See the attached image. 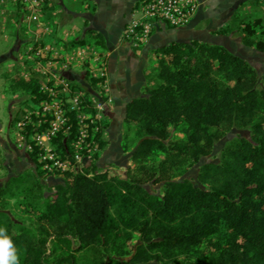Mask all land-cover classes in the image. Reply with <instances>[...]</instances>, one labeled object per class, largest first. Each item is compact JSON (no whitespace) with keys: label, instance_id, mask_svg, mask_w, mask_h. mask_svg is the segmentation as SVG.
<instances>
[{"label":"trees","instance_id":"trees-1","mask_svg":"<svg viewBox=\"0 0 264 264\" xmlns=\"http://www.w3.org/2000/svg\"><path fill=\"white\" fill-rule=\"evenodd\" d=\"M260 23L244 24L242 42L264 52V39L256 37ZM157 53V83L125 108L124 124L140 138L125 178L93 162L105 146L100 130L90 164L48 188L34 226L0 208V227L20 264H264V88L257 72L224 47L198 41ZM12 83L34 108L45 99L37 79ZM246 121L253 122L250 137L230 140L216 162L201 165L197 184L175 180L224 131ZM76 129L74 123L70 137ZM173 133L177 140L166 143ZM64 146L59 137L56 148ZM157 154L163 158L155 165ZM29 158L36 164L34 154ZM145 174L166 179L161 195L142 186ZM46 176L25 170L0 186V198L13 197L16 188L42 189ZM134 234L139 242L131 248ZM199 246L202 257L193 255Z\"/></svg>","mask_w":264,"mask_h":264},{"label":"crops","instance_id":"crops-1","mask_svg":"<svg viewBox=\"0 0 264 264\" xmlns=\"http://www.w3.org/2000/svg\"><path fill=\"white\" fill-rule=\"evenodd\" d=\"M197 1V11L188 25L176 29L160 26L140 47L124 36L127 27L141 19L140 0H40L35 14L26 12V64L30 66L28 55L47 48L42 63L50 60L53 71L94 102V111L97 104L104 108L105 146L96 162L98 168L109 169L112 174L122 171L116 175L125 178L132 166L135 148L127 151L123 136L125 108L132 99L142 97L145 88L153 86L148 79L152 70L149 63L156 60L157 52L173 43L194 41L244 46L238 38L218 31L250 0ZM31 14L37 20H30ZM78 51L84 54L78 56ZM31 63L39 71L36 61ZM18 156L25 170H34L25 153ZM45 180L58 183L56 177Z\"/></svg>","mask_w":264,"mask_h":264},{"label":"rangeland","instance_id":"rangeland-1","mask_svg":"<svg viewBox=\"0 0 264 264\" xmlns=\"http://www.w3.org/2000/svg\"><path fill=\"white\" fill-rule=\"evenodd\" d=\"M27 9L24 8V0H0V186L5 184L7 180L15 177L25 171L26 165L22 160H18V155L24 157V140H20L21 135L24 137V131H21L18 127V123L23 120L26 110L34 108L33 100L24 91L17 89L15 92L12 90V81L14 79H37L38 81L44 80L41 75L30 63V66L26 64L24 58L27 51V44L25 40L27 36L25 34L27 25L25 18L27 17ZM260 20V25L256 30V37L264 39V0H250L244 3L235 12L234 16L222 26L218 33L221 35H228L231 38H238L242 42L244 24L254 20ZM127 30V29H126ZM154 30L152 31V33ZM225 32V34H222ZM151 33V34H152ZM125 39L135 43L140 47L143 43L134 39ZM29 48V47H28ZM155 61H150L152 70L149 75V82H154L156 73V62L160 54H155ZM246 61L255 69L258 75V86L264 88V57L245 54ZM74 85V84H73ZM91 105V103L87 104ZM89 106L94 112L93 106ZM252 121H246L240 127H232L223 132V135L214 141L210 152L200 157L198 162H195L192 166L188 167L186 173L183 176H178L175 180H189L194 184H197L196 177L198 169L201 165L208 162H216L220 155L221 149L227 142L236 137H250V125ZM104 131V128L102 129ZM124 143L126 150H133L140 138L136 133L135 128L124 129ZM177 140V135L173 133L168 141ZM16 150V152H15ZM101 153V152H100ZM17 154V157H16ZM100 156V155H99ZM163 158L162 154H157L153 158V164H157L160 159ZM95 159L93 162H98ZM18 162V163H17ZM33 165L32 161L30 160ZM149 165H151L149 163ZM33 168V167H32ZM34 169V168H33ZM28 170V169H26ZM109 173H113L107 169ZM122 171H117L114 174L122 175ZM148 177L144 175V181L142 186L150 193L155 195H161L162 186L166 182L164 177ZM58 183L63 182L62 176H56ZM43 178V188L37 189L31 187L24 191V188L14 189V196L7 197L6 195L0 198V208L4 209L16 222H20L27 226H34L36 223L37 212L42 208V198L48 194V188L52 185ZM138 234H134L131 241V248L136 246L139 242ZM205 248L199 246L195 249L193 255L203 256ZM154 264V263H153Z\"/></svg>","mask_w":264,"mask_h":264},{"label":"built area","instance_id":"built-area-1","mask_svg":"<svg viewBox=\"0 0 264 264\" xmlns=\"http://www.w3.org/2000/svg\"><path fill=\"white\" fill-rule=\"evenodd\" d=\"M39 7L40 0H24V8L29 13L35 14ZM140 7L141 19L133 21L124 36L143 43L160 26L176 29L188 25L197 11L198 1L140 0ZM32 14L30 20H37ZM47 51V48H39L27 57L28 62L36 61L40 68L38 72L44 80L39 81V85L45 99L36 108L26 110L23 120L17 124L24 131V137L21 135L20 138L24 140V151L28 155L34 154L36 164L33 163V167L47 175L45 178L75 172L90 164L91 157L98 152L95 136L103 129L104 113L100 104L93 112L85 104V95L51 69L50 60L42 63L43 52ZM83 54L82 51L77 53L78 56ZM107 101L111 102L110 99ZM74 123L77 131L70 137ZM59 137L65 146L58 150ZM66 139H69L67 144Z\"/></svg>","mask_w":264,"mask_h":264},{"label":"clouds","instance_id":"clouds-1","mask_svg":"<svg viewBox=\"0 0 264 264\" xmlns=\"http://www.w3.org/2000/svg\"><path fill=\"white\" fill-rule=\"evenodd\" d=\"M0 264H20L18 250L3 227H0Z\"/></svg>","mask_w":264,"mask_h":264},{"label":"water","instance_id":"water-1","mask_svg":"<svg viewBox=\"0 0 264 264\" xmlns=\"http://www.w3.org/2000/svg\"><path fill=\"white\" fill-rule=\"evenodd\" d=\"M214 45H218V46H222L224 47L227 51H229L230 53L234 54L235 56L237 57H240L242 59H245L246 60V57H245V54L249 53V54H252V55H257V56H262L264 57V52H258L256 51L255 49H252V48H249L247 46H228L227 44L225 43H217V42H213Z\"/></svg>","mask_w":264,"mask_h":264}]
</instances>
